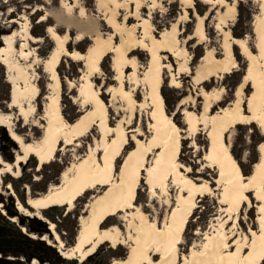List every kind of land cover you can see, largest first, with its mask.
<instances>
[{
  "label": "bare ground",
  "instance_id": "obj_1",
  "mask_svg": "<svg viewBox=\"0 0 264 264\" xmlns=\"http://www.w3.org/2000/svg\"><path fill=\"white\" fill-rule=\"evenodd\" d=\"M254 1L258 3V13L250 24L252 48L248 46L246 37H232L228 32L226 41L221 45V54L213 53L210 56L209 51L205 50L193 68L189 66L188 56H185V45L177 35H174L173 45H167L170 42L168 34L172 28L157 36L145 32L138 38L130 27V38L122 37L119 44H114L112 35L94 34L83 52L68 50L66 36L59 35L50 26L46 29L47 36L53 42V48L44 62L45 72L49 75V85L41 118L42 134L37 143L26 142L13 132V128L8 124V115L0 113V126L7 129L10 138L18 146V154L12 163H5L0 159V174L5 172L14 176L19 170V165L30 157L37 160L39 168L53 160L56 152L60 151V144L64 149L69 146L79 148V139L92 127L96 128L101 137L98 142L100 144L91 142L82 158H79L73 167L61 173L60 185L49 188L38 197L28 196L26 199V205L36 212V217L43 219L39 215L40 211L63 206L70 211L78 198L87 192L102 189L96 191L85 204V216L79 218L74 243L69 248L62 247L54 224L49 223V230L55 243L59 244V252L63 258L82 262L105 243L115 248L128 241L130 244L127 246L125 257L113 259L109 264L264 263V143L258 145L259 158L253 163L247 176L242 174L230 150L231 130L236 126L253 123L264 132V0ZM181 2L190 4V0ZM218 4L223 8L226 20L233 21L236 15L235 4L226 6L223 0H219ZM121 5L118 0H99L96 3L97 12L105 15V24L117 36L124 31L122 25L114 21L117 11L122 9ZM45 20L44 17L40 18L41 22ZM11 22L16 23L15 20ZM26 33L29 43L38 41L30 36L28 28ZM194 39L202 42L205 40L203 26L201 22L198 24V20L195 21L193 33L186 43ZM8 43L9 37H1L0 64L5 68L6 82L10 85L8 106L16 108L18 115L25 119L26 108L17 99L21 94L22 99L31 98L30 101L33 102L37 94L36 78L33 74L28 75L29 71L33 70L31 65L20 68L18 63L9 57ZM138 49L147 54V66L140 79L136 73L133 56L134 51ZM236 52L245 60V69L236 87L234 101L221 110L214 111L215 105L222 101L223 90L200 89L198 97L203 100V106L197 114L184 108L186 98L180 99L178 107L182 108L180 115L185 126V131L181 130L172 115L166 111L160 93L164 73L169 72L167 86L178 88V77L170 74L172 65L164 54L178 61L175 63L176 75H191L192 83L200 85L212 78L220 79L223 75L232 73L237 67ZM108 54H111V70L115 75L113 81L116 86H110L104 92L109 94V101L106 103L93 79L99 76L100 62ZM61 57L73 62H82L83 71L75 91L77 98L89 106L88 110L81 111L71 123L64 120L56 105L61 82L55 68ZM19 58L26 61L27 55L23 54ZM125 69H130L127 81ZM17 78L23 80L24 88L18 90L15 82ZM128 83L131 88H127ZM246 85L250 93L245 97L242 88ZM138 87L142 92L139 100H136L134 93ZM115 99L123 103L122 109L126 117L121 122L127 128L133 127L129 131L110 124L108 111L112 109L111 102ZM143 120L146 121L145 127ZM200 130H204L206 138V148L201 160L204 168L215 172V179L212 181L214 188L208 181L194 177L190 167L180 161L184 141L182 134H186L185 139L191 141V147H195L194 136ZM128 142L132 147L116 166ZM195 173L201 174L200 171ZM140 180L151 197H156L157 192L166 194L168 184L175 188L173 205L164 223L159 225L155 218L146 213L144 207L136 204ZM214 190L219 191L218 203L225 207L227 213H237L241 205H252L253 199L256 202V205H253L256 229L248 230L246 241L234 240L231 244L233 235L230 232L219 230V242L206 234L207 236H203L205 244L200 252L191 247L189 255L180 257L178 249L182 235L197 207V199L209 195ZM16 207L17 211L25 213L20 202L16 203ZM111 217H117L119 222L124 224L121 227L126 234H122L115 224L105 225ZM11 220L14 221V218ZM30 237L35 238L34 235ZM32 264H36V261Z\"/></svg>",
  "mask_w": 264,
  "mask_h": 264
},
{
  "label": "rangeland",
  "instance_id": "obj_2",
  "mask_svg": "<svg viewBox=\"0 0 264 264\" xmlns=\"http://www.w3.org/2000/svg\"><path fill=\"white\" fill-rule=\"evenodd\" d=\"M98 1L0 0V46L1 37H9V47L7 46L9 57L13 61L15 60L20 68L31 65L33 70L29 71L28 75L33 74V77L36 78L37 94L33 102L30 101L31 98L22 99L21 94L17 99L26 108L25 119L18 115L16 108L8 106L9 101L3 102L0 100V113L8 115V124L13 128V132L26 142L37 143L42 134L40 127L43 125V121H41V118L46 103L45 96L48 95L47 86L49 85V75L45 72L44 62L53 48V42L46 34V29L49 26L55 29L59 35L67 37L66 47L68 50H76L78 52L85 51L90 44L91 36L94 34L112 35L114 44H119L122 37L130 38V27L132 28V33L138 38L142 37L145 32L157 36L172 28L171 33L168 34L169 41L172 43L168 42L167 45L172 46L174 35H177L182 44L185 45V56H188V63L192 68L198 63L205 50L209 51L210 56L213 53L215 55L221 54V45L226 41V33L228 34V32L232 37L241 39L246 37L250 48L253 45L250 24L252 18L258 13V3L254 0H223L226 6L233 4L236 6V15L233 21L226 20L223 8L219 4L217 5L219 0H201L202 2L190 0L189 5L183 4L181 0H118L122 3V9L117 11L114 21L120 23L124 28V31L118 36L105 24V15L97 12L96 3ZM206 2L213 4L208 5ZM188 6L190 9H187ZM41 17L46 20L41 22ZM195 17L198 20V24L201 22L203 26L205 40L202 42L194 39L187 44V40L193 33ZM198 17L202 19H198ZM12 20H15L16 23L11 22ZM27 28L30 36L38 39L37 42L29 43L26 33ZM79 39L81 40L79 41ZM23 54L27 55L26 61L19 60V56ZM164 55H166L167 61L172 65L170 74L178 77V88L167 86V74L169 72L164 73V83L160 93L166 111L172 115L174 122L181 130L185 131V126L180 115L182 108L178 107L180 99L186 98L187 102L184 108L197 114L201 112L203 106V100L198 97L200 89L223 90L222 101L215 105L214 111L221 110L234 101L236 87L245 69V60L237 52V67L232 73L223 75L220 79L212 78L209 82L200 85L192 83L191 75H176L177 66L175 63H178V61H175L166 53ZM133 56L135 57L136 73L140 79L147 66V54L138 49L134 51ZM55 70L61 82L59 99L56 105L59 107L64 120L71 123L77 119L81 111L89 109L88 105L77 98L75 91L83 71L82 62H73L66 57H61ZM128 73H130V69H125L126 81ZM114 76L111 70V54H108L100 62L99 76L93 79L106 103L109 101V94L104 92L110 86L112 88L116 86V82L113 81ZM15 82L18 90L24 88V82L21 78H17ZM126 85L127 88H131L129 83ZM141 92L142 90L139 87L135 88L134 95L136 100H139ZM249 93L250 89L247 85L242 88V94L245 97ZM6 94H10V85L6 82L5 68L0 64V97L5 98ZM111 103H113L112 109L108 111L110 124L120 129L124 128L127 131L132 129L133 127L127 128L121 122L126 117V113L122 109L123 103L118 99L113 100ZM143 121V126L145 127L146 121ZM147 135H145V138H147ZM182 135L184 141L180 152V161L183 165L190 167L194 177H200L208 181L211 184L210 186L214 188L215 185L212 181L215 179V172L204 168V163L201 160L206 148L204 130H200L194 136L195 147H191V141L185 139L186 134ZM5 136L12 141L15 147H12L10 142H7ZM100 140L101 137L97 134L96 128L92 127L83 138L79 139V148L69 146L64 149L60 144V151H57L53 160L45 165H41L38 168L37 160L30 157L19 165V170L14 176L5 172L0 174V213L7 215L10 221H12L11 218H14L11 223L24 233L27 232V235L29 234L26 227L36 225L34 221L40 220V222L44 223L47 232L32 233V235L36 238H34L35 240L44 243L53 250H48L49 255L44 256L46 259L50 258L53 264H109L113 259H122L126 255L127 246L130 244L128 241L124 245L115 248H111L108 243H105L82 262L75 259H65L60 255L59 244L55 243L49 230V223H53L62 241V247L69 248L72 246L78 228V220L80 217L85 216V204L92 195L96 194V191H101V188L87 192L78 198L70 211L65 206L40 211L39 215L43 219L36 217V212L25 204L28 196L35 198L46 193L49 188L59 186L61 173L73 167L77 160L82 158L91 142L93 143L94 141L96 144ZM261 143H264V132L256 124L239 125L231 130L230 150L243 175L247 176L250 173L253 163L259 158L257 147ZM131 147L132 145L129 143L123 149L116 166L120 164L124 154ZM17 154V143L10 138L7 129L0 126V159L5 163H12ZM150 159L151 157H149L148 161ZM196 171H200L201 174H196ZM218 194L219 191L214 190L209 195L197 199V207L182 235V242L178 249L180 257L189 255L191 247L200 252L205 244L203 236H207L206 234L209 235L208 237H214V241L219 242L220 237L217 236L219 230L230 232L233 235V240L230 241L231 244L234 240L246 241L248 239V230L256 229V215L253 207L256 202L253 199L250 198L252 205H241L237 213L234 211L227 213L225 207L218 203ZM175 195V188L168 184V192L166 194L157 192L156 197H151L143 181L140 180L139 190L136 194V204L144 207L146 213L151 218H155L160 225L167 219ZM248 196L250 197V195ZM19 202L25 210L24 214L17 211L16 203ZM8 211L14 212V217H9ZM110 224L117 225L122 234H126L124 228L121 227L124 224L119 222L117 217L109 218L105 225ZM58 257L67 262L58 261ZM6 258L11 259L9 261H14V263L21 261L23 264H32L35 260L36 264H51L48 261L42 263L38 259L28 261L22 256L14 257L9 255Z\"/></svg>",
  "mask_w": 264,
  "mask_h": 264
},
{
  "label": "trees",
  "instance_id": "obj_3",
  "mask_svg": "<svg viewBox=\"0 0 264 264\" xmlns=\"http://www.w3.org/2000/svg\"><path fill=\"white\" fill-rule=\"evenodd\" d=\"M0 100L3 102L9 101V94H6L5 98L0 97ZM5 139L7 142H10L12 147H15L7 136H5ZM8 215L9 217H14L15 213L8 211ZM34 222L36 225L28 228L25 226L29 235H32V233L39 234L47 232L44 223L40 222V220H36ZM29 235H27V232L23 233L20 229L16 228L13 223H11L10 219L7 218V215L0 213V255H2L0 264H5L3 261L9 255L14 257L22 256L28 261H31L32 259H38L42 263H45L46 261L51 263L52 260L50 258L46 259L44 256L49 255L48 250H53L50 247H47L44 243L30 238ZM61 260L62 259L60 258L58 259L60 262H67L65 260ZM9 264H23V262L19 261L14 263V261H9Z\"/></svg>",
  "mask_w": 264,
  "mask_h": 264
},
{
  "label": "water",
  "instance_id": "obj_4",
  "mask_svg": "<svg viewBox=\"0 0 264 264\" xmlns=\"http://www.w3.org/2000/svg\"><path fill=\"white\" fill-rule=\"evenodd\" d=\"M9 260H11V259H5V260H4V263H5V264H9Z\"/></svg>",
  "mask_w": 264,
  "mask_h": 264
}]
</instances>
